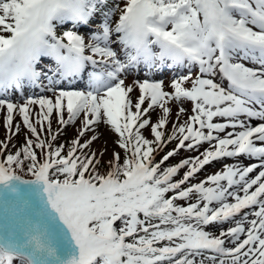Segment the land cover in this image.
Wrapping results in <instances>:
<instances>
[{
    "label": "snow or ice",
    "instance_id": "1",
    "mask_svg": "<svg viewBox=\"0 0 264 264\" xmlns=\"http://www.w3.org/2000/svg\"><path fill=\"white\" fill-rule=\"evenodd\" d=\"M0 108V264H264V0H0Z\"/></svg>",
    "mask_w": 264,
    "mask_h": 264
},
{
    "label": "rangeland",
    "instance_id": "2",
    "mask_svg": "<svg viewBox=\"0 0 264 264\" xmlns=\"http://www.w3.org/2000/svg\"><path fill=\"white\" fill-rule=\"evenodd\" d=\"M168 79V80H167ZM132 81V77L129 76L127 79H126V83H130ZM163 83H164V86H165V90L166 91H171V87H170V80H169V76L167 77H164L163 78ZM34 91H39V89H34ZM27 92V91H26ZM51 93H49L50 95ZM139 95V92H138V88H134L133 89V92L131 93V96L133 98V100H135V98ZM13 99L15 100L16 97L13 95ZM20 102H23L22 100ZM173 107V110L175 111V107L176 105L175 104H172L171 105ZM185 107L189 108L190 109V102H185L184 104ZM36 107V106H34ZM156 112H159V109L156 110ZM7 113H6V109L4 108H0V138H1V141L5 140V138L8 136V131L5 127V124H4V119L6 117ZM153 116H155V113H153ZM67 118V115L65 113V119ZM174 115H173V119H174ZM13 119H14V124H13V132L15 133V135L12 136V143L9 145V147H12V144H15L17 146L21 145L23 143V138H24V133L27 132V129L23 127V124H22V117L19 116L18 113H16L14 111V115H13ZM34 119V117H33ZM186 119V115H182L180 120L181 122ZM19 122L21 124V128H20V131L19 132H15V124ZM46 123V122H45ZM171 123L172 121L170 120L169 121V124L168 126H166L165 130L166 129H171ZM79 124V119L77 120L76 124L75 125H66L65 126V131H64V134L62 135L63 137L65 138H68V137H73L76 133V127L77 125ZM58 127V124L56 123L55 119H53L52 121V129H56ZM101 128V131H104L105 135L98 141L94 142L92 147L93 148H96L98 146H104L108 149L109 153L111 152L112 148L113 147H116V145L114 144V140L116 139V135L114 133H111V132H108L107 129L105 128L104 125H101L100 126ZM39 130V129H38ZM45 130L47 132V127H45ZM5 131H7V134H5ZM147 136H150L148 130H147ZM45 132L43 133V136ZM46 137V136H45ZM152 138V137H151ZM107 140V144H104V140ZM60 142H63L60 140ZM119 150V148L117 147V151ZM108 153H106V157H107ZM189 155H195V153L193 152H188L187 154H184L183 156H179V157H176L175 160L173 158H169V161L170 162H176L179 158H183L184 156H189ZM243 159V158H241ZM231 162V161H229ZM249 161L245 160V163H248ZM167 163V162H166ZM209 172H212L214 171L215 169H212V168H208L207 169ZM225 227H227V225H225Z\"/></svg>",
    "mask_w": 264,
    "mask_h": 264
}]
</instances>
